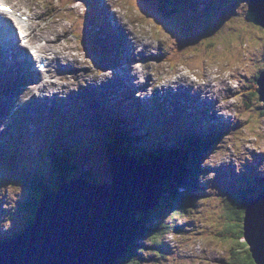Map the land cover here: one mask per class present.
Returning <instances> with one entry per match:
<instances>
[{
    "label": "rangeland",
    "instance_id": "374dc122",
    "mask_svg": "<svg viewBox=\"0 0 264 264\" xmlns=\"http://www.w3.org/2000/svg\"><path fill=\"white\" fill-rule=\"evenodd\" d=\"M48 1V0H42ZM68 0H61L63 5H59L56 0H53L55 5L60 6L61 12L58 14V19L61 21L62 26H60V29L63 30V33L61 34V45L59 46V52H63L65 49H69L72 54L76 55L78 60L80 62H83L81 65H77L74 70L79 69L88 74L87 78L83 82V86L90 84L91 86H96L100 81L97 82L95 79L89 78V75H96L93 70H89L90 68L89 64V56L85 57V53L83 51L82 45H79V42L84 39V36H87V33L84 35L83 33L74 35L75 39H71L70 35H67V33L70 32L71 23L68 22L66 18V6H67ZM106 3L113 8H115L114 11H116V17H120L123 19L124 22L129 24V29L132 32L133 39L135 37L139 38V36H145V26H153L152 24L147 23L146 21L142 20V24L139 22L137 23L134 19L135 17L140 16L138 12L134 10V6L132 5L131 9V0H104ZM221 1V4H217ZM239 0H209L210 7L207 8L205 13V16L211 21L209 33L211 34V39L208 40V42H212L215 44V46L211 49L209 48L210 45L206 41V38H200V42L198 43L200 31L196 33V31H192L189 33H186V30L184 28V25H182V33L185 34L184 37V46L183 51L187 53V62L189 65L192 66L189 61H197V69L199 72V77H195L191 74H188L192 68H189L186 63H183L184 66H179L177 68L171 67V66H163V67H151L152 71H150V75L154 78V81H156L158 78L163 80L162 86L164 84L175 80L178 78L175 82H177V86H184L183 79L181 76L186 77H194L193 79L195 81L199 80V78H202L203 72H207L206 79H211L215 76H217L220 79L221 85H225V83L228 81L230 85L233 86L234 89L239 90V84L241 82V79H238L234 81L236 78L233 76V73L235 75H238V72L246 73L247 76L250 78L249 80H252V75L255 73V71H259L260 69H264V28H257L253 25L245 23L242 19H240L242 13L245 11L244 8V1L241 0V2L238 3ZM246 1V0H245ZM0 3H4L6 5L12 6L14 11L18 12H24L28 8H33L36 12L39 13L40 7H39V0H0ZM241 3V4H240ZM247 3V2H246ZM93 4H97L99 6L98 1L93 2ZM187 0H171L170 2L167 1L166 3V9L170 8L172 10L177 9L178 13H183V23L186 18L187 24L190 29H193L190 22H192V25L194 28H197L196 22H199L200 25H202L201 28H208L209 21L203 19L202 17L200 20L196 18L195 16L191 17V10L189 9L192 7L191 5H188ZM207 4V2H205ZM214 5V6H212ZM222 8L227 9V7H230L233 10H236L233 12V15H229L228 13L223 11L222 14ZM75 7V8H74ZM74 7H69V14L72 16L73 21L77 20V23L81 24V27H79V31L86 28V31L89 32V36L91 38V41H85V47L87 48H95L98 46L97 42L94 40V38L99 37V35L95 34L97 32V29L95 26L88 24V18H89V6L86 2L81 1L74 5ZM176 8V9H174ZM73 11L75 18L73 16ZM194 15L198 16V13L196 10L192 11ZM203 13V11H202ZM201 13V14H202ZM256 14L263 13L259 12L257 10L255 12ZM225 14V15H224ZM5 19L10 20L11 16L7 13L1 14ZM69 15V16H70ZM33 17H37L38 15H35L32 13ZM70 16V17H71ZM79 18H78V17ZM226 16V17H225ZM261 17V21L263 22ZM32 19V18H31ZM27 20V18H26ZM38 20H31L33 24L39 22ZM178 21H181L180 16H178ZM182 24V23H181ZM87 25V27H86ZM143 29H142V28ZM155 28H153L155 31H152L150 33L158 31L160 33L161 38L163 39H169V34H167V29L162 26L161 23L158 25L155 24ZM163 28V29H162ZM178 28H180V25L177 24V32ZM194 30V29H193ZM73 30L70 32L72 33ZM83 35V36H82ZM64 37V39H63ZM77 40V41H76ZM198 40V41H197ZM166 41V40H163ZM197 41V42H195ZM33 42V41H31ZM168 42H164L163 45H167ZM208 45V46H207ZM62 47V51H61ZM195 49H197V54H191L195 52ZM216 49L219 52V55H222L223 51L225 52V61H222L221 56H217ZM97 54L99 59L104 58V50L99 48L97 50ZM200 57L205 58V62L198 61L201 60ZM210 57H212V61L215 63V65H210L208 59L210 60ZM170 58V57H169ZM172 58V56H171ZM239 58L241 59V62H239ZM254 59L262 63L258 65L256 63V66H251ZM249 61V62H248ZM183 62V61H181ZM248 62V63H247ZM226 63V65H225ZM62 65H67L66 62L61 61ZM168 64L171 65V62L168 61ZM247 64H249L250 70L247 72L248 67ZM227 65L229 67H227ZM153 66V65H152ZM93 69V68H92ZM65 70V69H63ZM73 70V69H71ZM71 72V71H70ZM192 72V71H191ZM232 72V74H230ZM99 76L100 80L103 81V78L101 75ZM61 79L64 78L60 77ZM135 79V78H134ZM243 81H246V77H242ZM65 81H67L65 79ZM81 84V82H80ZM169 84V83H168ZM74 86H78V84L75 83ZM221 88V87H220ZM226 88V86L224 87ZM72 91L78 92L79 90L77 88H71ZM189 90V88H187ZM225 92H229V96H238L234 95L231 90L222 91L221 94H225ZM46 96L48 94L45 93ZM227 96V97H229ZM196 97V96H195ZM193 97L192 99H194ZM226 98L223 102L227 103ZM210 102L213 106H219L217 104H214L213 101L209 98ZM102 102H108L109 98L101 95L98 98L95 99V101L89 102V106L85 109V111L81 112V117L74 118V123L71 124L69 134L65 138V142L68 143V146L75 148L77 147L78 142H86L89 143H96L97 153H102L105 155L107 153L106 145L104 143V139H108L110 141L111 137L108 135V131L105 130V119L104 115H101L97 110L101 107H103ZM112 105L117 106L116 108L112 109L113 114H118L121 118L123 116L128 115L131 113L132 108L129 103L123 102L120 99H111ZM236 101H239L241 103L249 104L250 108L248 109V112L242 116V118L238 121L239 128L235 131L234 134L231 136L223 139V143H215L211 148H209L205 153V156L207 158H204V163L201 165V179L200 181V187L196 189V197L197 200L194 202L195 209L188 208V212L186 214H182L183 208L180 207H163V212L160 211V214L156 212V216L154 217L153 221H157L159 223H166L168 226V231H172L170 234L163 235L162 244L163 249H158L157 252L153 251L155 249L151 245V240H145L142 239L137 243V246H142L137 248V251H139L137 254L138 260H141V262H138L137 260L131 261L129 264H202L201 261H206L205 264H226L227 260L230 258V250L232 249V252L235 250L239 251L240 254L244 256V253H246L247 246H242L239 244V241H236L237 244L240 246H235V244L230 241L228 238L224 239L225 237H228L226 235L225 229H228L227 225H231L230 227H233L235 230H241L243 229L242 222H235L232 224L231 222V210H229V206L227 205V202L230 203V206L232 204H238L239 198L241 193H245L246 195L257 194L258 189L256 188L258 185L254 184V182L247 180L248 176L243 175L244 171H248V169L243 168L244 166L251 164L253 162L252 167L257 165L260 167L261 173L264 174V116L259 112V108L261 107V104L256 101V96L250 97L248 92V97L245 99L243 96L238 97ZM169 103V102H168ZM237 102H235L236 104ZM234 104V105H235ZM76 105V104H75ZM93 105V106H90ZM225 108V105H223ZM232 106V105H231ZM229 107L227 109H233L232 107ZM220 107V106H219ZM234 112H231V118L233 119L235 115L238 113V107ZM249 107V106H248ZM135 109L137 107L135 106ZM142 110L138 109V112H136V118L137 120L142 119ZM217 114L222 115L221 111H218ZM73 121V118H72ZM153 121V120H151ZM181 121V120H178ZM207 119L203 120L202 125H205V122ZM144 121H131L127 124L130 126V131L134 134H142L143 132V126L144 124H138ZM150 123V122H149ZM157 125H159L157 123ZM62 122L59 120H50L49 123V130L47 133L43 134L40 139L36 142H30L28 144V147L25 151V153L22 156V160H25L26 163H30L33 160L34 163L40 162L45 156L43 154H46V151H43V154H39L43 148L42 145L44 143H50L56 145L54 139L57 135L62 134ZM188 127V126H186ZM159 129V128H158ZM161 130V129H160ZM160 132H164L160 131ZM162 135V133H161ZM164 136L169 135L168 133L163 134ZM162 136V137H164ZM172 136H175V133L172 134ZM152 137H155L152 136ZM113 140V139H112ZM147 140L150 141L149 138ZM132 143V142H130ZM135 145L137 143H134ZM133 144V145H134ZM151 142H144V146H150ZM120 146L121 144H117ZM158 146L157 144H155ZM57 146V145H56ZM82 151L80 150L78 152V155H81ZM111 156H113L116 153L111 152ZM120 154L123 155H129L130 152H122ZM85 158V161L80 163V168L78 169V173L76 175L82 176L81 169L83 171H95V173L99 176H105L107 179L111 178V163L108 158H102L101 156H95L94 160L85 154L83 155ZM159 158V157H158ZM248 159V161L245 162V160ZM96 160H99V162H96ZM166 160L170 161H176V159L169 158ZM203 160V158H202ZM203 162V161H202ZM238 165L235 168H239L235 174H232V177L236 178L239 181H243L248 183V185L244 184L246 188H252L254 185L255 190L249 191H241V193L237 194L235 191L236 189H233L234 195H232L229 191V187H227L225 184H219L218 182L214 181L215 175L212 173L214 170L215 172L221 168H229L232 167L234 164ZM27 168L28 166L25 165ZM182 172L185 170L181 169ZM205 172V174H203ZM186 173V172H185ZM184 174V173H183ZM222 174H224L222 172ZM176 177L177 173L174 171L171 173V177ZM45 177H49L46 175ZM186 178V177H183ZM173 181V180H172ZM106 184H110V180H105ZM231 182H234L233 180ZM174 184V182H172ZM163 186V185H162ZM215 186V187H214ZM0 187L3 191L8 192L7 194L5 192H0V197H4V204L3 209L4 213H2V218L5 221L3 223H0V233L3 234V236H7L12 234L13 232L19 230L20 226H23V220L27 219L25 216L27 214V211L25 210L23 213L18 212V209L16 208L17 203L23 202V195L25 193L24 189L21 187L20 182L17 181L14 177V169H10L6 167V170H2L0 172ZM231 190V189H230ZM202 195V196H200ZM158 200V199H157ZM159 199V205H160ZM158 205V206H159ZM175 205V204H173ZM157 206V207H158ZM178 206H180V203L178 202ZM15 209V213H14ZM157 209V208H155ZM154 209V210H155ZM162 209V208H161ZM153 210V211H154ZM240 210V209H239ZM228 213V214H227ZM13 219V220H12ZM171 219V220H170ZM238 224V225H237ZM172 225L175 229L180 230L182 229L181 235L178 233H174L171 229ZM140 228V227H139ZM232 229V228H231ZM232 229V230H234ZM139 230V229H138ZM234 230V231H235ZM237 232V231H236ZM187 233H190L188 235H185ZM239 234V233H237ZM194 239L193 244H191V241L189 239ZM168 243V244H166ZM171 247L170 252L167 251V246ZM183 246V249L185 251L182 252L181 247ZM232 247V248H231ZM158 248V247H157ZM194 250H191V249ZM152 250V251H151ZM245 251V252H244ZM157 254V256L155 255ZM200 255L206 256L208 259L198 258ZM162 257L168 258L169 260L164 261L161 260ZM197 257V258H196ZM145 258L146 260H143ZM147 261V262H146Z\"/></svg>",
    "mask_w": 264,
    "mask_h": 264
},
{
    "label": "water",
    "instance_id": "95a60500",
    "mask_svg": "<svg viewBox=\"0 0 264 264\" xmlns=\"http://www.w3.org/2000/svg\"><path fill=\"white\" fill-rule=\"evenodd\" d=\"M56 1L62 5L59 0ZM131 2V9L133 5L134 10L140 14L134 20L140 24L143 20L153 25L145 26V31L156 29L155 24L159 23L167 32L172 30L171 20L166 18L169 15L163 14L159 0ZM55 6L61 12L60 6ZM58 10L57 18L54 17L51 21L55 28V38L51 32L37 27L35 23V31L42 33V39L57 41V45L54 43L51 46L53 52L59 50L63 33ZM257 10L264 15V0H250L249 11L252 17L248 13V18H253L258 25L264 27V23L252 14ZM18 14L17 10V17ZM25 21L23 17V29ZM175 32L176 30L173 31ZM9 40L10 45L12 36ZM44 44V41L40 43ZM6 50L8 49L3 51L5 54ZM13 50L16 52L17 49ZM6 68L8 67H5V71L10 70ZM256 90L259 100L264 102V80L258 81ZM112 157L115 160H110V169L117 173L123 171L126 175H117L113 186L102 189L96 190L91 186L92 183L88 184L85 178L79 177L61 184L56 191L48 192L37 206L31 224L17 238L8 243L0 242V264H117L140 227V222L136 221V213L151 211L157 206V199L163 195L164 169L173 173L171 165L177 167L180 164L161 159L165 163L154 168V165L148 166V157H144L143 160L147 161L144 163L136 157L129 158L123 154H114ZM150 160L156 161L157 157ZM162 165H165L164 169ZM242 225L243 240L248 246L253 263L264 264V189L256 199L249 202Z\"/></svg>",
    "mask_w": 264,
    "mask_h": 264
},
{
    "label": "trees",
    "instance_id": "16d2710c",
    "mask_svg": "<svg viewBox=\"0 0 264 264\" xmlns=\"http://www.w3.org/2000/svg\"><path fill=\"white\" fill-rule=\"evenodd\" d=\"M140 1L149 2V1H153V0H140ZM135 3H136V0H135ZM115 132L118 134L113 139L114 140L113 143L114 144H120L121 143L122 145H124L126 148L123 150V152L127 151L129 149L132 150L131 149L132 148L131 143H130L131 141L132 142L133 141L140 142L142 140V138L140 136L132 135V133H130L129 130L119 131V130L115 129ZM147 132H148L149 138H152L151 137L152 136L151 131L147 130ZM153 132H154L153 134H155V137H153V138H155V142L158 146L155 145L153 148H146L144 146L145 147V153L149 154V157L147 160H150V159L154 158L155 156H160V157L167 158V159H169V158L174 159L175 158L176 161H179L182 164L181 169H184L186 172V173L184 171L182 172V170L179 169L177 176L173 178L174 181H176L177 187H175V184H173L172 181H170L165 186L166 191L163 192V194H165L164 200L157 207V209H155L154 211H146V212H140L139 211L137 213V219L142 222L141 229L137 235V239L149 240V238H150V240H151L150 243H152L154 247L161 248L163 246V245H161L162 244L161 238L163 237V235L171 233L172 231H168L169 225H166V223H163V222L159 223L157 221H153L154 217L157 214L156 212H158V214H160V211L163 212V207H165V206H168L169 208H174L175 205H173V204H178V202L180 203V205L184 204L183 198H184V196H186V194L185 195L180 194V192L178 191V187L181 188L182 187L181 185L189 184L188 181H190V179H192V177L194 176V169H193V166L191 165V157H193V155L197 156L198 154L201 156L202 151L205 150V147H204L203 143L202 144L201 143H193L192 144L191 140H190L191 141V147L187 148L186 150L179 143L178 144L176 143L175 145L168 147V146H166V144L160 142L162 139V135L160 134V130L158 129L157 131H153ZM162 133H164V132H162ZM57 150H59L58 147H57ZM54 151H55V148L50 147L49 152L46 151L48 153V154H46L47 157L45 156V154L43 155V156H45V158H43L42 161H46V159L48 162L51 161L50 167H49V164H48V166L46 164L43 165V162L40 161V162H38V164H36L32 168H28L26 170V174L22 173L24 176L23 180L21 178H19V174L23 170L26 169L25 166L23 165L19 168L17 166H12L14 169L15 179H17V181L20 182V184L22 185V187L25 191V193L23 195V202L21 205V209H22V213L25 210L27 211V214L25 217L28 220V222H27L28 224L33 221L37 206L39 205V203L41 201V197L45 196L46 193L49 192L51 189H57L60 186L59 183H61L63 181L66 182L70 178L71 173L66 169L64 163L62 165L58 164L59 159H58V157H56L54 155ZM62 154H65V153L62 152ZM3 158H4V160L7 161V159L5 157H3ZM143 159H145V158H143ZM143 159L141 160L142 163H144V161H146ZM60 161L64 162L63 157H61ZM3 163H5V162L1 161L0 165H2ZM46 173H49V175H48L49 179L43 180L44 175ZM93 176L94 177L91 176L90 181L94 184H100V181H102V179L104 178V176H99L97 174L96 175L93 174ZM183 177H186V178H183ZM261 186L264 187V183ZM183 188L186 189L187 185L184 186ZM186 190L189 193V187ZM35 192H38L39 195L34 197ZM194 201H196V200H194ZM247 204H248V201H245L244 205H242L240 207L236 206V207L229 209V210H231V222H232V224H234L236 221L241 222V217H239L238 214L244 213ZM186 207H189V204H187ZM239 208H240V210H239ZM187 211H188V208H187ZM230 226L231 225H227L228 229H225L224 233L226 235H228V237L224 236V239L228 238L230 241H232L235 244V246H239L236 241H239L240 245L245 246V243L243 242V236H242L241 230H239L240 232H236V230ZM231 228L234 229L235 231L232 230ZM172 229H174V231L177 232V229H175L174 227ZM178 232H180V231H178ZM237 233H239V234H237ZM133 245H135V243H133ZM131 250L132 249H130L128 251V253L121 258L120 263H122V264L130 263L128 258H130L129 254L132 255L133 251L131 252ZM230 253H231V255H230L231 257H230L229 261L226 262V264H249V262H250V264H254L253 260L251 258V254L249 253L248 247H247L246 253H244V256H242L241 254L239 256V251H237V250H235V253H234V251L232 252V249H231Z\"/></svg>",
    "mask_w": 264,
    "mask_h": 264
},
{
    "label": "bare ground",
    "instance_id": "6f19581e",
    "mask_svg": "<svg viewBox=\"0 0 264 264\" xmlns=\"http://www.w3.org/2000/svg\"><path fill=\"white\" fill-rule=\"evenodd\" d=\"M48 1H50L49 3H50V6H51V8L49 9V12L47 13H44V14H42L41 15V17H40V22H38L37 24H36V26L37 27H39V28H43V25H44V30L46 29V30H48L49 32H51L52 34L55 32V28H53L52 26L51 27H49L48 28V24L47 23H45V22H47L48 20H50V19H52V18H54V16H57L56 14H57V10H58V8L54 5V3H53V0H48ZM6 5V4H4V3H0V5ZM7 6H10V5H7ZM67 8H66V18H67V20H68V22H70L71 23V30H70V32L73 30V32L72 33H67V35H70L71 36V38L72 39H75V36L74 35H76L77 36V34H80V31H79V27H80V24L79 23H77V20H75V21H73V19H72V16L69 14V10H68V6H66ZM71 7V6H70ZM27 11H28V14H25V12L23 13H21L20 12V17H25V15H26V18H27V20L24 22V29H23V26L21 27V23H23V21H20L19 22V20H18V29H20V33H19V36L20 37H23L22 39L23 40H27V42H30L33 38H31L32 37V33H31V31H35V24H33V23H31V16H32V13L33 14H35L36 15V12H35V10L33 9V8H28L27 10H26V13H27ZM249 11V10H248ZM60 13V10H58V14ZM73 16H74V18H75V15H74V11H73ZM71 17H70V16ZM249 15L251 16V13H250V11H249ZM259 16V15H258ZM78 17V16H77ZM80 17V16H79ZM78 17V18H79ZM252 17V16H251ZM263 17V16H262ZM32 18L33 19H35V17H33L32 16ZM245 20H246V23L247 24H250V25H253L254 27H257L258 28V25H257V23H256V20H254L253 18H245ZM53 24V23H52ZM55 24H56V22H55ZM20 25V26H19ZM56 29H57V25H56ZM125 31H126V28L124 27L123 28ZM26 32H25V31ZM0 31H1V28H0ZM16 31H17V28H16ZM152 31H155L154 29H151V30H149L148 31V35H146V37H147V39L148 38H155V39H157V40H159L160 42H161V44H162V47H158L157 48V52L156 53H152L151 51L152 50H155L156 48L155 47H153L152 46V44H146L145 46H143V54H142V57H144V58H146V60H156V58H163V60H165V62L166 61H171V59L174 57V59L175 60H177V61H179V62H181V61H187V53L185 52V50L183 51V46H180L179 45V43L177 42V40L176 39H174V38H172L174 35L173 34H171V38H169V39H163V38H161V36H160V33L158 32V31H156V32H153V33H150V32H152ZM33 34H35V33H33ZM17 35L16 34H14V37H16ZM19 37V38H20ZM35 37V36H34ZM0 40H2V38H0ZM140 40V39H139ZM163 40H166V41H163ZM42 41H44L45 42V44L44 45H39L38 46V48H36V50H37V53L39 54L38 55V58H40L42 61H47L48 63H49V67H52L53 66V64H55L56 62H57V57H58V55H59V53L56 51V52H53L52 50H51V46L55 43L56 45L58 44L57 43V41H52V40H48V39H43ZM77 41V40H76ZM105 41V40H104ZM164 42H168L167 43V45H163V43ZM129 46H131L132 45V43L131 42H129V44H128ZM134 45V44H133ZM208 46V45H207ZM18 48H19V46H18ZM56 49V48H55ZM127 49V48H126ZM33 51H34V49H32ZM19 51H21V50H18V52L16 51H14V50H8V52L6 53V56L9 54V53H12V54H21V52H19ZM116 51H118V50H113V52L115 53ZM68 52L70 53V54H72V52L68 49ZM69 53H64V56H63V59H65V60H68V58H69V56H70V54ZM122 53L123 54H125L126 53V50H125V48H124V51L122 50ZM192 55L193 54H197V49H195V52L194 53H191ZM72 55H74V54H72ZM24 56V54H21V56L20 57H18V56H14V58L11 60V62H13V61H15V60H17V59H21L22 57ZM74 56H76V55H74ZM171 56H172V58H171ZM170 57V58H169ZM201 58V60H198V61H203V62H205V58L204 57H200ZM24 60L25 61H27L28 63H30L29 62V59L26 57V56H24ZM189 62H193L195 65L197 64V61H189ZM225 62H228V61H225ZM20 63H22V62H20ZM21 65H25V63H22ZM9 66L10 67H13V68H17L16 66H20V65H18L17 63H14V64H9ZM15 66V67H14ZM9 67V68H10ZM130 71H131V73L132 74H130V75H132V79L133 78H135L136 80H137V86L136 87H139L138 88V92L139 93H142L143 94V92H145L146 90H147V86L149 85V80H148V78H145L144 80H142V81H140L139 80V78H138V73H135V67H134V64H133V62H131L130 63ZM227 67H229L228 65H227ZM3 71V70H2ZM7 71V70H6ZM144 71H145V69L143 68L142 70H141V74H143L144 73ZM191 74L192 75H195V74H197V71L195 70V69H191ZM262 73L264 74V72L262 71ZM230 74H232V72H230ZM5 75V72L3 71V76ZM233 75L235 76V73H233ZM237 75V74H236ZM64 77H66V76H64ZM195 77H197V76H195ZM85 78H86V75L85 74H83V73H79L78 75H76V77H74L72 80H69V79H66L67 81H69L66 85H63L62 83L64 82V81H62V79L60 78V77H58V81L57 82H54L53 80H51V82H48V81H44L43 79L41 80L42 82H41V84H40V88L41 89H43L42 91H46V92H48L49 94H57V95H65V94H68V92H69V87L70 86H74L75 85V83L76 84H78V86H81V84H82V82H84L85 81ZM205 79H206V77H205ZM217 79H218V77L217 76H215V77H213V78H211V79H206V80H209V81H213L214 82V85H212L211 83L208 85V89L207 90H201L200 92H201V97L202 98H205L206 100H209V98L213 101V103L214 104H217V105H219L221 108H224V106L223 105H225V108H229L232 104H226V103H224L223 101L226 99V98H228L227 96H229L228 94H229V92H225V94L224 95H222L221 93H222V91H223V89H224V87H225V85H221V83H219L220 82V80H218L217 81ZM184 81H183V83H184V86L182 85V86H180V87H183V88H185V89H187V88H190V86L193 88V89H195L194 87H195V84H193V83H191V81L188 79V77H184V79H183ZM194 80V79H193ZM2 81H3V79H2ZM60 81V82H59ZM119 81H120V78H119ZM195 81V80H194ZM215 81H217V82H215ZM62 82V83H61ZM80 82H81V84H80ZM196 82V81H195ZM197 85H199V83H196V86ZM87 86H90V85H85V87H87ZM110 86H115V84L113 83V84H111ZM176 86H177V82H173L172 83V88L174 87V88H176ZM30 86H29V83H25L24 85H23V87L19 90V92H18V99H19V101H20V99H21V97L22 96H28V92H29V88ZM84 86L82 87V89L83 88H85ZM117 87V86H116ZM136 87H135V89H134V92H135V90H136ZM221 87V88H220ZM104 88H106V87H104ZM117 90L118 89H116L115 90V92H117ZM119 90H121L122 91V89H119ZM99 91L100 92H105L103 89H99ZM199 91V90H198ZM220 91V97H217V94H218V92ZM230 92H231V90H230ZM231 93H233L234 95H238L239 96V94H247L248 95V85H245V84H243L241 87H239V90H237V91H234V90H232V92ZM142 94H141V96H142ZM154 94V96H153V98H155V100L156 101H161L163 104H164V102H166V103H168V100L167 99H165L163 96H162V94H160L159 92H154L153 93ZM52 97H53V95H52ZM191 97V99L193 98V97H195L194 95H192V96H190ZM31 100V98L29 99V101ZM135 104L136 105H138V103H137V101L135 102ZM243 103H241V102H237L235 105H232L231 107L233 108V107H235V106H239L238 108H241V107H243ZM219 106H214V107H219ZM237 108V107H236ZM156 112H159V111H157V110H155ZM159 113H162V114H165L166 115V117H167V119L168 120H170V115L167 113V112H159ZM221 113H222V111H221ZM124 123H125V125H126V128H128V130H129V132L130 133H132L131 131H130V126L128 125V124H126V122H125V120H124ZM202 126H204V125H202ZM189 127V126H188ZM188 127H186V126H184V128H188ZM158 128H159V130H160V127H159V125H158ZM115 131V130H114ZM161 131V130H160ZM162 133V132H161ZM10 138L11 139H15V136H14V134H13V132H11V135H10ZM204 158H207V157H204ZM173 162H175V163H178V164H180V165H178V166H181L182 164L179 162V161H173ZM203 174H205V172H203ZM187 185V188L186 189H188V187L189 188H191V186H190V184H185V185H181L182 187H184V186H186ZM191 192L193 193L194 191L193 190H191ZM174 226L172 225V227H171V229L173 228ZM169 229V228H168ZM182 229H180V230H178V231H181ZM177 231V232H178ZM231 257V256H230ZM197 258V257H196ZM198 258H200V259H203V258H206V259H208L206 256H204V255H200ZM230 259V258H229ZM209 260V259H208ZM227 261H229V260H227Z\"/></svg>",
    "mask_w": 264,
    "mask_h": 264
},
{
    "label": "clouds",
    "instance_id": "9594fccd",
    "mask_svg": "<svg viewBox=\"0 0 264 264\" xmlns=\"http://www.w3.org/2000/svg\"><path fill=\"white\" fill-rule=\"evenodd\" d=\"M247 2V3H246ZM249 5H250V0H244V8H245V11L242 13V18H243V20H245V18H247L248 17V13H249ZM256 12V11H255ZM254 11L252 12V14H253V16L257 19V20H260L261 21V17H262V15L261 14H256ZM260 12V11H259ZM259 15V16H258ZM262 20H263V23H264V19L262 18ZM246 21V20H245ZM260 28H264V27H262V26H260ZM210 48V47H209ZM174 68H175V66H173ZM47 157V156H46ZM106 158V157H105ZM50 160V159H49ZM46 162L47 163H49V165H51V161H47V159H46ZM60 162V163H59ZM65 164V167H66V169L71 173V175H70V178L65 182V181H63V182H61V183H59L60 185L61 184H63V183H69V181L70 180H72V179H77V178H79V176L78 175H76L77 173H76V169H75V167L72 165V164H70L69 162L67 163H65V162H63V161H58V164H60V165H62V164ZM67 165V166H66ZM74 173H76V174H74ZM47 174V173H46ZM46 174L44 175V178H43V180H48L49 179V177L47 178V177H45L46 176ZM23 180V179H22ZM21 180V181H22ZM22 183V182H21ZM87 183H90V181L88 182L87 181ZM21 185V184H20ZM21 187H22V185H21ZM23 188V187H22ZM60 188V186L57 188V189H51L50 191H56V190H58ZM49 191V192H50ZM6 193H8V192H6ZM48 193V192H47ZM47 193H46V195H47ZM39 195V193L38 192H35V195H34V197L35 196H38ZM44 197V196H43ZM43 197H41V199L43 198ZM21 205H22V203H17L16 204V208L15 209H18V211H17V213L18 212H21L22 213V209H21ZM15 209H14V213H15ZM17 213H15V214H17ZM27 220V219H26ZM29 224H31V222L29 223ZM28 223L25 225V228L29 225ZM21 232V231H20ZM7 239V238H6ZM1 242V241H0Z\"/></svg>",
    "mask_w": 264,
    "mask_h": 264
},
{
    "label": "snow or ice",
    "instance_id": "6c2138e0",
    "mask_svg": "<svg viewBox=\"0 0 264 264\" xmlns=\"http://www.w3.org/2000/svg\"><path fill=\"white\" fill-rule=\"evenodd\" d=\"M3 11L4 12H7V11H9V9L8 8H3ZM249 243H251V241H249ZM247 246V245H246ZM249 264H250V262H249Z\"/></svg>",
    "mask_w": 264,
    "mask_h": 264
}]
</instances>
